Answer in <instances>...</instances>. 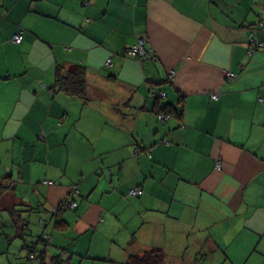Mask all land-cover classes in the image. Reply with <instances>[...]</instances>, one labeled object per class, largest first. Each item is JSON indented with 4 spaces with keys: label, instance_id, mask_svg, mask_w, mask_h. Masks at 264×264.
I'll return each mask as SVG.
<instances>
[{
    "label": "crops",
    "instance_id": "obj_1",
    "mask_svg": "<svg viewBox=\"0 0 264 264\" xmlns=\"http://www.w3.org/2000/svg\"><path fill=\"white\" fill-rule=\"evenodd\" d=\"M260 8L0 0V264H124L150 248L167 264H264ZM140 37L155 56L142 64L122 57ZM70 66L84 98L54 88Z\"/></svg>",
    "mask_w": 264,
    "mask_h": 264
},
{
    "label": "trees",
    "instance_id": "obj_2",
    "mask_svg": "<svg viewBox=\"0 0 264 264\" xmlns=\"http://www.w3.org/2000/svg\"><path fill=\"white\" fill-rule=\"evenodd\" d=\"M262 11H264L263 8L258 9V11H257L258 16H264V13H261ZM256 26H257L256 28H262V27H264V23L259 22ZM16 35H19V37H20V34H16ZM14 36H12V38ZM140 38H143V37H140ZM143 39H145V38H143ZM250 39H252L251 42H250ZM254 42L261 44V46H254L253 45ZM15 43H17V42H15ZM247 43H248V48H249L248 51L250 54H252L253 52H255L256 50H258L259 48L262 47V43L259 42L255 38L254 30L250 31V33L248 34ZM129 48H130V46H129ZM128 49H126L123 52V54H122L123 58H130V57H126V55H125V53ZM144 49H145L146 53H148V55H150L148 58H146L145 60H143L141 62H138L134 58H131V59L136 60L140 64H142L146 60H151V61L154 60L155 56L152 55L151 52L146 48V44H145ZM110 65H111V61H110ZM109 66H105V67L107 68ZM54 88H56L58 91H61L65 94H67L68 96L84 98V95H85L84 94V92H85V70H84V68L82 66H70L68 68L67 67L66 68L65 67L57 68L55 75H54ZM157 98H158V100H163V99H160L159 96ZM158 112H160L158 114H170L173 111L170 109V106L166 105L162 109H159ZM2 190H3V188L0 185V192ZM66 206H67V204H66ZM44 254H45L44 252H41V254H39V256H38L40 259H42L41 260L42 262L43 261L45 262ZM48 257H49V260H48L49 264H62V262L59 260V257H57V256L56 257L48 256ZM46 262H47V260H46ZM168 262H169V260L167 259V256L162 249L150 248L149 250L144 251L140 256L131 257L124 264H167ZM64 264H65V262H64Z\"/></svg>",
    "mask_w": 264,
    "mask_h": 264
},
{
    "label": "built area",
    "instance_id": "obj_3",
    "mask_svg": "<svg viewBox=\"0 0 264 264\" xmlns=\"http://www.w3.org/2000/svg\"><path fill=\"white\" fill-rule=\"evenodd\" d=\"M261 13H264V11H262ZM20 40V37L19 35H15L13 38H12V41L14 42H18ZM252 41V39H250V42ZM145 44H146V40L143 39V38H138L134 44H132L130 46V48L126 51L125 55L126 57H130V58H134L136 59L138 62H141L143 60H145L146 58H148L150 55H148V53H146L144 47H145ZM254 46H261V44H258L256 42H254L253 44ZM105 66H109L110 65V59H107L105 61ZM173 76H174V72L171 71L167 74V81L168 82H171L173 80ZM226 77L227 78H232L233 75L232 74H228L226 73ZM159 98L160 99H164L165 98V94L163 92H160L158 94ZM212 99H217L218 96L217 95H212L211 96ZM170 118V114H158L157 115V119H158V122L159 123H165L169 120ZM215 168L218 169L219 168V163L217 162L215 164ZM44 184H48V182H43ZM71 194H77V190L75 187L72 188V190L70 191ZM142 194V191L139 187H136V188H132V189H129L127 191V196L128 197H139L141 196ZM76 203L73 202V201H70L68 204H67V207L68 209L70 210H74L76 208ZM54 212H56V210H54Z\"/></svg>",
    "mask_w": 264,
    "mask_h": 264
},
{
    "label": "rangeland",
    "instance_id": "obj_4",
    "mask_svg": "<svg viewBox=\"0 0 264 264\" xmlns=\"http://www.w3.org/2000/svg\"><path fill=\"white\" fill-rule=\"evenodd\" d=\"M69 199H70V198H69ZM70 200H72V199H70ZM67 204H68V203H67ZM76 205H77V204H76ZM70 211H74V210H70ZM35 230H36V229H35ZM157 238H158V236H157ZM49 250H50V249H49ZM77 261H78V259H77ZM169 261H170V260H169ZM171 261H173V260H171ZM186 261L189 262L190 260L186 259ZM186 261H185V262H186ZM98 264H102V263H98Z\"/></svg>",
    "mask_w": 264,
    "mask_h": 264
}]
</instances>
